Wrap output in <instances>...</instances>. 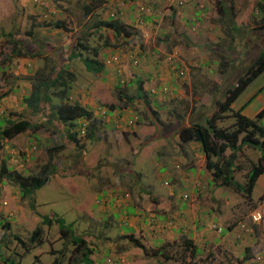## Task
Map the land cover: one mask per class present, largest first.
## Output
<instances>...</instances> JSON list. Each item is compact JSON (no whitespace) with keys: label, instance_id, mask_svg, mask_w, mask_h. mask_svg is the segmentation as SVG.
Masks as SVG:
<instances>
[{"label":"rangeland","instance_id":"374dc122","mask_svg":"<svg viewBox=\"0 0 264 264\" xmlns=\"http://www.w3.org/2000/svg\"><path fill=\"white\" fill-rule=\"evenodd\" d=\"M232 1L241 30L233 33V40L218 21L215 0H184L190 9L172 0H98L97 9L87 17L82 15V0H0L1 122L26 119L44 123L40 111L22 102V96L30 94L29 78L45 64V57L66 56L79 30L87 32L95 22L106 19L116 2H122L123 8L114 16L130 28L128 37L94 29L83 38L88 49L66 63L75 77L70 100L81 102L94 114L92 138L85 136L88 121L83 120L72 128L52 121L39 131L27 130L12 139L2 138L0 132V264H8L5 260L14 264H88L71 236L60 232L57 217L71 223L75 236L85 240L92 250L86 258L92 264H229L232 257L237 264L235 254L240 252L254 264H264V236L259 238L264 233V174L248 193L219 182L210 184L199 144L182 142L178 132L214 113L221 116L217 125L228 127L235 120L233 111L264 83L263 72L235 103L221 109L225 90L264 48V30L255 32V37L248 35V40L243 38L246 47L238 45L243 28L246 32L255 29L262 15L256 4L264 0ZM139 4L149 7L151 13H140ZM56 19L63 20L65 28L46 24ZM10 32L18 38L17 49L26 54H14ZM33 45L40 48L38 56H32L36 52ZM94 50L103 63L98 74L87 71L83 62ZM112 53L118 60L106 64ZM133 56L138 58L137 64H133ZM138 79L143 90L151 93L152 97L147 95L150 106L154 99L158 101V106H152L154 114L137 95ZM50 94L53 103L59 102ZM262 94V101H253L252 107H262L264 90ZM258 109L249 108L246 114L254 117ZM134 116L136 120L127 123ZM261 123L264 126V118ZM70 129L77 132L81 154L67 140ZM56 144L63 145L54 152L55 171L36 190L32 204L31 198L20 196L15 182L38 173L49 160V148ZM259 155L248 146L238 152L234 178L240 184L246 185L247 172ZM188 182H194V189L188 188ZM127 206H136V212ZM140 212H144L142 216ZM255 212L262 214L258 223L251 218ZM48 214L53 219L43 223L42 215ZM243 225L253 226L250 236L255 243L250 251L244 252V244L238 242L234 255L226 259L228 247L219 243L213 251L204 241L232 239L243 231ZM37 226L41 228L40 242L29 241ZM144 228L151 233L150 239L144 236ZM168 231L180 236L179 240L167 238ZM193 233L196 235L190 240L203 250L193 258L185 251L182 262L163 255L145 256L136 243L138 240L149 252L165 249L166 254L177 256L183 239ZM154 238H158L157 248L150 242Z\"/></svg>","mask_w":264,"mask_h":264},{"label":"trees","instance_id":"16d2710c","mask_svg":"<svg viewBox=\"0 0 264 264\" xmlns=\"http://www.w3.org/2000/svg\"><path fill=\"white\" fill-rule=\"evenodd\" d=\"M97 1L98 0L89 2L87 0L85 2L82 0V15L86 17L93 15L94 10L97 9ZM118 5V2L113 5L114 11L112 12H118L119 9H122V7H119ZM215 5L219 15L218 21L221 22L225 34L233 40V33L237 35V33L241 32L235 19L236 13L233 1L215 0ZM256 7L262 15L259 16L257 23L255 22V29L251 28L252 31L246 32L243 28L240 39L241 44H238L241 48L247 46V42H245V40H248L249 36L255 37V32L264 30V1L258 2ZM112 12L109 13L106 19L95 22L94 26L88 28L87 32L79 30L78 36L75 41L72 42L69 49L70 52L66 56H63V54H55L53 56L49 55V58L45 57V64L41 68H37L33 76L29 78L31 79L30 94L22 96V102L31 105L32 110L36 112L40 111L42 116L45 117L44 123H35L26 119H10L5 120L4 122H1V120L0 132L2 138L12 139L16 135L27 130L31 132L39 131L41 128L47 127L52 121L64 123L69 128L70 126L72 128L76 125L78 120H83L84 122L88 121L85 136H87V138L93 137L92 132L95 129L93 124V112L81 102H72L70 100L69 93L75 77L73 72L67 69L68 65H66V63L70 59L80 56L79 51H85L88 49V46L83 41V38L91 36L96 28L109 30L117 36L121 35L123 37H128L130 35V28H128L119 17L111 16L110 14ZM46 24L65 28L64 21L59 19L54 21L52 20V23L51 20H47ZM28 33L32 34V31L30 30ZM8 35L12 36L13 34L10 32ZM13 36V38L11 37V42L15 45L13 46L14 54L19 56L26 54L25 52H20V50L17 49L16 46L19 45L17 40L18 38L16 39L15 35ZM18 37L21 38V36ZM243 38L245 40H243ZM33 49H35L36 52L33 53L32 56H38L40 48L33 45L32 50ZM76 49H78V52H75ZM237 53L240 54L241 51ZM96 57L97 51L94 50L92 57L86 56L83 58L86 70L94 74L100 73L103 69V63L96 59ZM171 59L169 61H171ZM59 62H63V65H60ZM263 72L264 48L258 52L256 57L253 58L250 63L246 64L242 68L241 74L237 75L231 83V86L225 90L224 96L226 99L221 103V109L224 111L229 105L231 106V104L235 103L252 81H254ZM135 82L137 83L138 88L137 95L143 99L144 104L150 107L152 114H154L155 108L152 106H158V101L154 99V103L150 106L149 101L151 98L147 95L151 96V93L148 92L147 94V92L143 90V82L140 79ZM166 90H168L167 86L165 87L164 94L166 93ZM263 90L264 83L258 88L257 92L253 94L252 97L248 98L247 101L244 102L239 109L233 111V117L235 120L228 127L218 126L217 120L218 118H221V116L214 113L211 117H207L204 120L197 122H192L190 126H184L179 129V139L182 142L193 141L199 144L201 152L205 157L203 171L205 173L210 172L211 175V178L209 179L210 184H212V182H219L220 185L227 186L236 192H244L246 190V193H248L255 186L258 177L264 174V126L261 123L262 118H264V106L255 114L254 117H249L242 113L243 108L246 107L248 103ZM50 92L54 93L59 102H52L53 96ZM152 92H154V90H152ZM66 135L67 140L73 145L75 150L80 154L83 153V146L79 143L77 132H73L70 129L67 130ZM62 145L63 144L57 146L56 144L49 148V160L43 165L42 169L38 173L27 175L15 182L19 188L20 196L22 198H31V202L33 204V197L36 190L46 184L50 175L55 171L52 164L53 156L55 155L54 152L61 149ZM243 146H248L260 152L257 161L251 163L247 172L246 185L240 184L234 178V171L237 168L236 160L238 152ZM226 151H229L227 155L225 154ZM80 172L86 175L89 174L88 170L80 169ZM54 215L58 214L55 213ZM54 215H42L43 223L48 224L51 219H53ZM56 222L58 223L59 230L63 235L71 236L72 242L75 247H77V250H83L82 253L84 255V261L88 264H92V261L86 258L92 250L87 248L85 240H82L79 236H75L71 223H66L63 217H57ZM40 239L41 228L37 226L30 235L29 241L38 240L40 242ZM182 242L183 247L180 254L173 256L166 254L165 249L149 252L143 244H139L138 240H136L137 245L141 248L145 256L163 255V257L167 260L175 259L180 262L185 261V251H188L191 258L195 257L197 254L196 247L194 246L192 240L184 238ZM26 248H28V246ZM5 263L14 264V261L7 262V260H5Z\"/></svg>","mask_w":264,"mask_h":264},{"label":"crops","instance_id":"0c3cea01","mask_svg":"<svg viewBox=\"0 0 264 264\" xmlns=\"http://www.w3.org/2000/svg\"><path fill=\"white\" fill-rule=\"evenodd\" d=\"M185 4H186V2H185ZM183 5L182 7L184 8V6H186L187 7V9H190V5H188V4H186V5ZM185 9V8H184ZM263 91L262 92H260V93H258L249 103H248V105L246 106V107H244L243 108V110H242V113L243 114H245L246 116H249V115H247L246 114V111H247V109H251L253 112L255 111V109H258L257 111H259L260 110V108H262L263 106H264V101H263V103H260L259 105H261L262 107H252L251 106V104L253 103V101H262V96H263ZM250 98V97H249ZM260 99V100H259ZM256 111V112H257ZM250 117V116H249ZM205 175L207 174V173H204ZM190 179H192V178H190ZM189 179V180H190ZM210 178H208V180H209ZM259 180V177H258V179H257V181ZM193 183L194 182H188V188L190 189V187L192 188V189H194V187H195V185H193ZM208 183H209V181H208ZM192 185V186H191ZM127 210H130V211H133L134 213L136 212V206H135V208H133V207H128L127 206ZM143 213L144 212H140V215L142 216L143 215ZM195 231V230H194ZM158 231H156V232H153V234H152V236L153 235H155L156 233H157ZM196 232H198V235H202L203 233H201V230L200 229H198V231H196ZM137 233V232H136ZM143 233H144V236L145 237H148L149 239H150V235H151V233L146 229V228H144V231H143ZM179 233V235L181 234L180 233V231L178 232ZM182 235H184V234H182ZM181 235V236H182ZM196 235V233H193V235L192 236H189L188 238L190 239V238H192V237H194ZM261 235L262 236H264V233H260L259 234V238L261 239ZM165 236L167 237V238H169V239H171V240H174V239H177V240H179V237L180 236H175L174 235V233L173 232H166V234H165ZM155 239H158V238H154L152 241H150L151 243H152V246H153V248H157L156 247V245H157V243H158V240L157 241H155ZM247 240V243H245V241ZM198 241H200V240H198ZM204 241L206 242V243H208V248L210 247V245H212V247H213V251H216V246H217V244H219V243H221V245H223V247L224 248H226L227 249V247H228V251H226V259H227V257H229V258H231L232 257V255H234V252H235V245H238V244H235V243H238V242H240L241 243V245H243L244 244V246H243V250H244V252L246 251V250H248V251H250L251 250V248L250 247H252L253 245H254V241H255V238L253 237V236H250V234H246V233H244L243 231H240V233H237L235 236H234V238H232V239H227L226 241H222V240H220V241H218V243L217 242H215L216 241V238H214V237H212V238H206V239H204ZM194 244V246L196 247V252H202V250H203V248H201V245L198 243V242H195V243H193ZM219 247H222V246H219ZM235 256L237 257V264H254V262H252L251 261V259H249V257H244V256H242L241 255V252H240V254L237 256L236 254H235ZM229 264H233V257L231 258V263H229Z\"/></svg>","mask_w":264,"mask_h":264},{"label":"built area","instance_id":"2783aa9c","mask_svg":"<svg viewBox=\"0 0 264 264\" xmlns=\"http://www.w3.org/2000/svg\"><path fill=\"white\" fill-rule=\"evenodd\" d=\"M172 1L174 3H176L178 6H183L184 5V0H172ZM118 4H119L118 5L119 7H122L123 8V3L122 2H118ZM138 7H139L138 8L139 12L142 13V14H147L148 12L151 11L149 7H147V6L143 5V4H139ZM110 15L111 16H114L115 15V12H112ZM140 23H143V21L140 20ZM167 58H168V60H170L171 59V56H169ZM133 59H134L133 60V64H137L138 63V58H133ZM117 60H118V56L115 53H112L111 55H109L106 58V64H112L113 62H115ZM135 120H136V117L135 116L134 117H130V118H128L127 123L128 122L131 123V122H133ZM251 218H252V220H253L254 223H258L261 220V218H262V214L260 212H255V213H253L251 215ZM242 227H243V229H244L245 232H248V233H252L253 232V228L252 227H247V226H244V225ZM214 228L217 229L218 231H221V228L218 227V226H216V225H214ZM258 259H259V257H258Z\"/></svg>","mask_w":264,"mask_h":264},{"label":"clouds","instance_id":"9594fccd","mask_svg":"<svg viewBox=\"0 0 264 264\" xmlns=\"http://www.w3.org/2000/svg\"><path fill=\"white\" fill-rule=\"evenodd\" d=\"M133 58H137L136 56H133ZM123 195V194H122ZM261 221V220H260ZM252 228H253V226H252ZM243 231H244V229H242ZM246 234H250V235H252L253 234V232L252 233H248V232H246ZM196 256V255H195Z\"/></svg>","mask_w":264,"mask_h":264}]
</instances>
